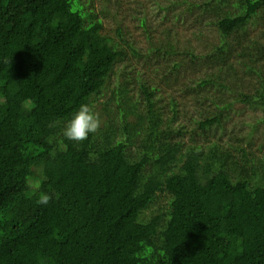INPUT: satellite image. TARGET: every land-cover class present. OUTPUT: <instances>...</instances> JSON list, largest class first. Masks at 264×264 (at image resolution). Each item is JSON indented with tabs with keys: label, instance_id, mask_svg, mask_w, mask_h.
Instances as JSON below:
<instances>
[{
	"label": "trees",
	"instance_id": "1",
	"mask_svg": "<svg viewBox=\"0 0 264 264\" xmlns=\"http://www.w3.org/2000/svg\"><path fill=\"white\" fill-rule=\"evenodd\" d=\"M237 1L203 50L147 16L140 47L71 0H0V264H264V40L246 29L264 0ZM105 90L98 132L67 140ZM236 102L262 111L248 131L225 126Z\"/></svg>",
	"mask_w": 264,
	"mask_h": 264
},
{
	"label": "rangeland",
	"instance_id": "2",
	"mask_svg": "<svg viewBox=\"0 0 264 264\" xmlns=\"http://www.w3.org/2000/svg\"><path fill=\"white\" fill-rule=\"evenodd\" d=\"M118 7H117V3ZM211 2V4H207ZM213 2V3H212ZM232 2H238L237 0H71L72 9H79L81 13H89L99 19L103 28L108 33H114V29L119 24H124L133 35L138 39L137 45H144V29L137 25L138 18L147 16L149 29L152 33L158 32L163 26H167L166 23H172L175 27V31L182 44L191 43L194 46L206 50L208 44L217 43L220 39L217 31L215 21L227 13H233L234 7ZM169 6L173 9L165 11L159 6ZM169 7V8H170ZM117 12L114 15L113 13ZM166 22V23H164ZM247 31L251 38L264 40V8L258 10L254 18L247 25ZM248 37V36H247ZM245 37L244 39L246 40ZM145 51V50H144ZM147 52V51H146ZM148 59L149 57L146 56ZM137 63V62H134ZM145 66L143 60L138 64L125 65L123 63L115 67V75L109 82L111 85L118 81L120 73L124 70L132 74L136 73L137 70H144ZM145 73L149 71L146 69ZM159 74V73H156ZM155 77V75H153ZM160 76V75H159ZM158 76V77H159ZM158 77H155L158 80ZM155 79V81H156ZM250 83L249 79H245V83ZM253 82V83H252ZM157 83V82H156ZM158 84V83H157ZM251 84L254 81L251 80ZM256 87H252L249 92H252ZM248 90V89H247ZM161 92V91H160ZM110 91L105 90L103 96L97 98L93 103V108L96 112H101L102 103L106 101ZM162 97L167 99L168 90L166 92L162 90ZM161 93H159L161 95ZM171 95L179 98L181 95L177 92L171 91ZM180 101V100H179ZM181 102H184L181 100ZM186 105V103H184ZM245 105L236 102L234 108L228 110L226 127L229 125V130H239L244 126V129L248 131L250 129L249 124L253 123L255 119H259L262 116V111L258 110L254 112L252 108H245ZM181 111V121L188 125L187 119L195 113L192 112L190 105L185 106ZM186 111V112H185ZM100 114V113H98ZM101 116L105 115L100 114ZM190 127H192L190 123ZM192 131V130H191ZM190 139L203 143L205 140V134L201 130L188 133L185 137V142H191ZM262 141H260L261 143ZM251 151L259 150L258 141H254V145L249 147ZM135 147H131V151L135 153ZM148 257L149 263H153L155 258L151 256L150 252L145 254Z\"/></svg>",
	"mask_w": 264,
	"mask_h": 264
},
{
	"label": "clouds",
	"instance_id": "3",
	"mask_svg": "<svg viewBox=\"0 0 264 264\" xmlns=\"http://www.w3.org/2000/svg\"><path fill=\"white\" fill-rule=\"evenodd\" d=\"M101 127V118L88 103H82L73 112L66 126L63 129V136L69 141L82 142L89 139ZM42 181L37 179L30 181L29 187L33 194H38L37 204L47 206L52 200L51 194L41 191Z\"/></svg>",
	"mask_w": 264,
	"mask_h": 264
}]
</instances>
